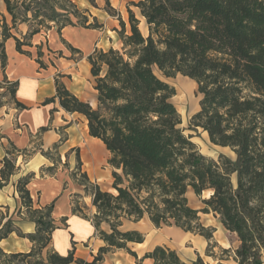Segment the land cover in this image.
I'll use <instances>...</instances> for the list:
<instances>
[{
    "label": "trees",
    "instance_id": "1",
    "mask_svg": "<svg viewBox=\"0 0 264 264\" xmlns=\"http://www.w3.org/2000/svg\"><path fill=\"white\" fill-rule=\"evenodd\" d=\"M104 2L110 9L109 0ZM4 3L12 28L18 23L30 26L28 38L42 29L55 27L48 23H56L58 33L65 27L102 28L96 17L89 23L88 17L80 15L71 0ZM135 6L145 20L147 35L140 31L132 11L128 10V32L125 22L115 14L121 51L94 50L87 57L97 92L96 108L79 100L58 78L56 95L44 101L49 104L58 99L65 112L86 119L89 136L99 139L110 153L108 164L114 169L111 188L115 192L102 191L80 172L79 152L75 150L76 172L92 187L91 203L95 208L91 219L82 218L91 223L104 246L91 262L75 258L74 245L65 256L53 251L45 261L99 264L113 249L124 250L137 259L129 245L141 244L145 237L123 226L144 218L155 228L174 226L210 241L212 230L199 222V213H211L237 236L239 246L233 257L236 264H263L264 0H141ZM28 12L32 14L30 18ZM71 17L79 21L78 26ZM9 29L3 20L2 67L6 62L4 42L8 38L15 40L20 53L21 46L28 45L9 33ZM156 72L165 78L180 74L196 83L200 109L192 116L191 126L206 132L213 145L229 148L234 159L220 155L213 160L198 151L191 137L180 128V114L170 101L174 88ZM42 154L48 156L47 152ZM2 163L0 188L16 171L14 162L7 157ZM32 177L33 174L26 175L17 183L19 198L27 211L39 214L36 234L45 235L27 238L43 250L57 227L51 218L53 203L34 207L27 189ZM84 189L87 191L86 184ZM189 189L196 196L210 193L202 199V209L189 205ZM72 211L76 214L77 208ZM12 224L10 219L0 220V243L15 232ZM34 249L5 253L0 247V264H45L43 259L30 263ZM145 260L151 264H205L200 256L185 261L165 246H155L137 264Z\"/></svg>",
    "mask_w": 264,
    "mask_h": 264
},
{
    "label": "crops",
    "instance_id": "2",
    "mask_svg": "<svg viewBox=\"0 0 264 264\" xmlns=\"http://www.w3.org/2000/svg\"><path fill=\"white\" fill-rule=\"evenodd\" d=\"M3 20L10 28L9 33L21 42L26 41L28 45H22L23 53H20L16 50L15 40L8 38L4 42V67L0 63V102L7 97V91L11 90V101L0 104V170L5 157H12L16 168L14 174L0 188V206L19 207L20 199L16 192L11 194L12 183L33 174L27 189L34 207L41 208L53 203L51 218L57 225L51 237L53 250L65 256L74 245L75 258L91 262L98 249L104 246V242L99 239L88 220L73 213L72 198L78 189L70 177L74 168H77L75 150L78 149L80 172L85 173L90 182L99 186L110 175V171L104 167L108 165L110 153L99 139L89 136L87 121L82 115L65 112L58 99L49 104H44V101L56 95L55 79L58 78L79 100L89 103L93 108L96 106L97 92L94 90L95 98L90 102L82 91L79 71L84 69L90 73L91 66L87 57L95 50V43L102 39L103 33L101 29L89 30L81 27H65L58 33L55 27H51L28 38L30 26L27 23H18L12 28L11 16L6 10L4 0H0V42ZM67 48L81 57L74 56L70 59L71 53ZM57 52H63L62 57ZM66 53L68 59L63 58ZM42 128L46 130L42 131ZM56 144L59 145L62 164H59L54 175L41 177L42 168L52 166L51 159L43 155L42 151L46 152ZM22 153H30V156L24 159L25 155ZM72 242L75 244L72 245ZM146 243L147 240H144L141 244L132 245L141 247ZM0 247L5 253L30 250V244L14 233L2 240ZM115 251L120 254L119 257L108 258ZM130 263L131 258L124 250L113 249L99 264Z\"/></svg>",
    "mask_w": 264,
    "mask_h": 264
},
{
    "label": "rangeland",
    "instance_id": "3",
    "mask_svg": "<svg viewBox=\"0 0 264 264\" xmlns=\"http://www.w3.org/2000/svg\"><path fill=\"white\" fill-rule=\"evenodd\" d=\"M141 0H109L110 9H108L105 5L104 0H95L94 3L89 0H71L73 5H75L76 9L79 11L80 15H84L88 17L89 23H93L92 17H96L97 22L102 25L101 31L103 33L102 39L95 43V50L107 51L110 48L120 50L122 49V43L119 39V36L116 31L120 30L119 22L117 20V16L115 14H119L121 19L125 22L127 32L129 31V23H128V10L132 11L135 15L136 19L139 21V29L144 34L147 35V26L145 24V20L140 15L139 8L135 6ZM68 6L67 3H64ZM58 6V4H55ZM112 9V10H111ZM31 12L27 13L28 18L31 17ZM71 21L75 23L77 26L79 21L74 17H71ZM48 25L57 26L56 23H48ZM45 28V27H42ZM85 29V28H83ZM91 30V29H89ZM99 30V29H98ZM100 42V43H99ZM68 49V48H67ZM70 59L76 57H81L78 53L70 52ZM41 53V52H39ZM63 52H57L59 57H62ZM81 53V52H80ZM93 53V52H92ZM91 53V54H92ZM63 58L68 59V53ZM80 74V85H83L82 91L86 94L88 99L91 101L95 98L94 92V79L91 77L90 73L81 69L79 71ZM158 76H160L165 82H167L171 87L174 88L175 94L172 96L170 101L175 106L177 112L181 117V125L180 128L183 130L184 134L188 137H191V141L196 145L198 151L213 160H217L220 155H226L231 159H234V153L229 148H222L219 146L213 145L207 136L206 132H203L202 129L197 128L193 129L191 126V118L197 113L200 109L199 101L201 96L197 93V85L194 81L190 80L187 77H184L180 74H177L174 77L165 78L161 76L158 72H156ZM12 87V86H11ZM11 90L7 91V97L5 99H1L0 104L9 103L11 101ZM95 102V101H94ZM97 106V104H96ZM96 106L94 108H96ZM80 124V121H77ZM59 147V145L57 144ZM52 146L50 150L46 151L48 153V157L51 159L52 166L47 168H42L40 171V176H52L55 173V170L59 168V164L61 163L59 148ZM8 149H11L8 146ZM24 159H27L30 156V153H22ZM13 161V158H8ZM109 160V159H108ZM107 160V161H108ZM14 162V161H13ZM108 163V162H107ZM62 164V163H61ZM62 166V165H61ZM65 165H63L64 168ZM76 167V166H75ZM110 172L108 176V180L104 181L99 185L102 191H108L111 193H115L111 188L113 183L112 171L114 170L109 164L104 166ZM50 168V169H48ZM71 173V180L77 186L78 192H75L73 195L72 201L74 207L77 208L76 214L82 218L85 217L87 219H91L95 214V208H92V196L90 193L92 192V187L85 182L82 174L76 172L77 168ZM120 172V171H118ZM44 173V174H43ZM74 173L76 175L74 176ZM26 176L19 178L14 183H12V195L14 191L19 197L20 192L18 191L19 181L25 179ZM31 180V179H30ZM84 184L87 185V191L84 189ZM210 195L209 192L205 191L201 196H196L194 192L189 189L186 197L188 199V203L191 207L195 209H202V199L208 198ZM20 199V198H19ZM24 203V202H23ZM34 204V203H33ZM37 217L39 214H33L25 209L24 205L20 200V206L11 205V208L8 206H0V220L3 219L5 222L7 219L12 221V225L15 229L14 234L24 239L27 243L30 244V250L34 249V257L29 259L30 263H34L36 260L43 259L46 260L47 254H51L54 250L51 246V241L47 244V246L43 250H39V244L31 242L27 237L29 235H35L38 230ZM2 218V219H1ZM199 222L206 228L212 230V239L210 241L206 240L202 236L198 234H194L191 232H184L174 226H165L162 225L160 228H155L147 218L142 219L138 223H124V229H134L139 231L144 235L147 243L145 246L137 247L136 245H129V248L136 252L137 259L129 255L126 251L125 254L129 255L131 258L130 264H137V261L143 257V255L149 252L155 246H165L172 250H175L178 255L185 261L195 260L197 256H200L205 264H236L233 260L234 250L238 248L239 242L237 236L233 233L227 231L218 217L213 214H203L199 213ZM84 219V218H83ZM55 224V223H54ZM55 226H57L55 224ZM54 227V226H53ZM102 229L106 230L105 224H102ZM36 235H45V233L36 234ZM75 244L72 243V245ZM29 250V251H30ZM55 252V251H54ZM26 253V252H23ZM97 254V253H96ZM111 255L108 258L119 257L120 254H117L116 251L110 253ZM106 255V254H105ZM104 255V256H105ZM104 259V258H103ZM113 263V262H112ZM15 264V263H14ZM17 264V263H16ZM23 264V263H20ZM45 264L46 261H45ZM142 264H149V260H145ZM264 264V263H263Z\"/></svg>",
    "mask_w": 264,
    "mask_h": 264
}]
</instances>
